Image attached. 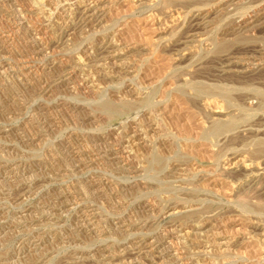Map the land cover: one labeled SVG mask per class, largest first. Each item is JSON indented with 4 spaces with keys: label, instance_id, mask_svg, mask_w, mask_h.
<instances>
[{
    "label": "rangeland",
    "instance_id": "obj_1",
    "mask_svg": "<svg viewBox=\"0 0 264 264\" xmlns=\"http://www.w3.org/2000/svg\"><path fill=\"white\" fill-rule=\"evenodd\" d=\"M0 264H264V0H0Z\"/></svg>",
    "mask_w": 264,
    "mask_h": 264
},
{
    "label": "bare ground",
    "instance_id": "obj_2",
    "mask_svg": "<svg viewBox=\"0 0 264 264\" xmlns=\"http://www.w3.org/2000/svg\"><path fill=\"white\" fill-rule=\"evenodd\" d=\"M103 105V104H102ZM104 107H106V109H108L109 111L112 109V107H111V105L110 104H107V105H105ZM114 110H115V108H114ZM113 112V111H112ZM226 125V124H225ZM216 133H218V132H216Z\"/></svg>",
    "mask_w": 264,
    "mask_h": 264
}]
</instances>
